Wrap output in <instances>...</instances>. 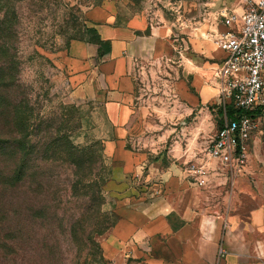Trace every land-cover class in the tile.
Segmentation results:
<instances>
[{
    "label": "rangeland",
    "instance_id": "1",
    "mask_svg": "<svg viewBox=\"0 0 264 264\" xmlns=\"http://www.w3.org/2000/svg\"><path fill=\"white\" fill-rule=\"evenodd\" d=\"M6 3L12 8L9 11L15 12L10 14L15 36L9 51L18 77L10 93L32 120L34 138L42 143L58 131L75 145H92L99 154L95 176L105 182L114 163L106 152L105 139L97 137V129H111L112 124L95 103L79 106L71 101L70 91L77 78L69 65L70 44L76 38L92 36L87 27L93 26L91 14L98 7L108 12L114 24L140 14L150 24L166 28L169 47L134 71L135 110L124 124L125 144L144 152L149 162L156 161L160 167L171 162L181 166L203 190L205 210L211 214L215 208L214 172L221 164L210 156L209 146L221 125L225 101L215 77L222 53L210 35L225 29L223 14L240 10L239 0H11L0 4ZM14 134L9 120L0 118V137ZM249 145L244 161L248 169L236 171L233 177L245 186L256 185L264 174V117ZM194 163L209 170L210 179L204 187L198 186L189 172ZM16 164L8 154L0 157V167L6 171ZM34 171L37 175L24 186L20 207L6 202L1 194L8 190L0 183V264H108L103 234L96 235L101 255L91 254L84 245L89 222L96 220V211L87 208L90 200L84 196L90 189L89 178L78 185L81 195L72 189L77 168L62 159L39 161ZM102 188L105 202L100 206L97 201L93 207H101L110 222L112 214H117L118 197L107 190L106 183ZM135 189L140 193L146 187L139 184ZM19 211L21 220L15 219Z\"/></svg>",
    "mask_w": 264,
    "mask_h": 264
},
{
    "label": "crops",
    "instance_id": "2",
    "mask_svg": "<svg viewBox=\"0 0 264 264\" xmlns=\"http://www.w3.org/2000/svg\"><path fill=\"white\" fill-rule=\"evenodd\" d=\"M92 13L93 26L111 41V50L99 55L98 44L71 42L69 65L77 82L70 98L79 106L101 107L113 127L94 129L114 163L107 190L118 197L119 218L102 237L108 264H264V174L256 185L245 186L233 178L235 166L217 160L215 208L209 214L203 190L187 171L172 162L160 167L125 144L124 124L135 110L134 71L169 47L166 28L140 14L114 24L103 8ZM139 184L146 189L135 193Z\"/></svg>",
    "mask_w": 264,
    "mask_h": 264
},
{
    "label": "trees",
    "instance_id": "3",
    "mask_svg": "<svg viewBox=\"0 0 264 264\" xmlns=\"http://www.w3.org/2000/svg\"><path fill=\"white\" fill-rule=\"evenodd\" d=\"M2 1L11 2V0H0V3ZM9 9L12 8L9 7L8 3L0 4V118L9 120L15 134L9 138L0 137V157L8 154L9 157L16 159L17 164L10 171H6L0 167V183L3 184L2 186L5 190H8L7 194L2 193L1 195L2 197H6V202L15 203L20 207L21 200L25 196L23 194L24 186L28 180H34V177L37 175V171H34V166L37 162H54L57 159H62L75 166L77 168V172L75 173L77 179L73 183L72 189L76 194H81L78 191L80 189L78 185L82 180L89 178L90 189L87 193H84V196H88L90 200L87 208L90 207L93 211H96L94 214L96 220L89 222L90 230H88V236L84 245L86 248L89 247L88 249L91 254L94 253L95 256L101 255L96 235L104 234L115 225L119 215L113 213L114 219L109 222L107 221L108 215L101 211V207L98 209L95 206L93 207V204L97 203V201L100 206L105 202L102 185L106 182L101 177L97 179L94 173L97 162L96 158L97 155L99 157V154L96 155L92 145H75L69 136L65 134L59 135L58 131L57 133H50L42 143L34 138V133L30 129L32 120L28 115H24L25 111L19 108L17 100L10 93L12 86L17 84L18 77L15 70H13V57L9 51L10 42L15 36V26L10 20V14L14 15L15 12L13 10L11 12ZM87 30L92 33V36L76 39L98 44L99 55L110 52V40L103 39L94 26L87 27ZM234 112L235 108L233 104H229V116L233 117ZM262 112V109H258L252 111L251 114L258 116ZM81 188L83 189L84 187ZM11 210H13L12 207ZM20 215L19 211L15 219L20 218ZM71 235L75 240L77 235L73 224L71 226Z\"/></svg>",
    "mask_w": 264,
    "mask_h": 264
},
{
    "label": "built area",
    "instance_id": "4",
    "mask_svg": "<svg viewBox=\"0 0 264 264\" xmlns=\"http://www.w3.org/2000/svg\"><path fill=\"white\" fill-rule=\"evenodd\" d=\"M240 10L223 14L225 29H216L210 40L221 51L215 71L218 92L225 107L221 125L209 146V154L221 164L244 170L249 153V140L264 117V0H239ZM227 104H233L234 116ZM262 109L253 116L252 111ZM195 183L204 187L209 182V170L201 164H191ZM220 255L226 250L223 245Z\"/></svg>",
    "mask_w": 264,
    "mask_h": 264
}]
</instances>
